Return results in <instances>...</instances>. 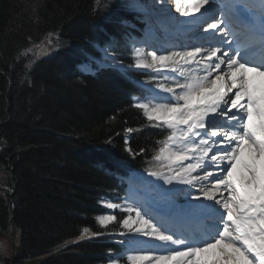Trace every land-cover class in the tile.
Here are the masks:
<instances>
[{
    "label": "snow or ice",
    "instance_id": "obj_1",
    "mask_svg": "<svg viewBox=\"0 0 264 264\" xmlns=\"http://www.w3.org/2000/svg\"><path fill=\"white\" fill-rule=\"evenodd\" d=\"M102 5L95 0L93 10ZM128 7L145 35L136 40L137 25L119 18L131 44L128 67L147 75L132 106L167 135L145 169L155 181L120 203L100 201L124 215L100 214L97 223L118 222L120 235L132 234L110 264H264V0ZM110 48L104 55L115 60ZM140 130H124L132 156L146 151L129 146L128 134ZM99 235L84 227L77 240Z\"/></svg>",
    "mask_w": 264,
    "mask_h": 264
},
{
    "label": "trees",
    "instance_id": "obj_2",
    "mask_svg": "<svg viewBox=\"0 0 264 264\" xmlns=\"http://www.w3.org/2000/svg\"><path fill=\"white\" fill-rule=\"evenodd\" d=\"M118 0L97 10L95 0H0V172L13 190L0 191V231H19L4 264H105L122 244L110 235L74 241L84 227L102 234L96 216L104 196L122 194L120 175L148 168L157 141L167 135L134 108L143 74L101 68L82 73L77 63L97 55L95 42L113 33L120 44L124 17ZM59 34L74 44L41 58L26 53ZM130 135L125 151L124 130ZM123 218L117 214V221ZM68 242L67 247H62Z\"/></svg>",
    "mask_w": 264,
    "mask_h": 264
},
{
    "label": "rangeland",
    "instance_id": "obj_3",
    "mask_svg": "<svg viewBox=\"0 0 264 264\" xmlns=\"http://www.w3.org/2000/svg\"><path fill=\"white\" fill-rule=\"evenodd\" d=\"M141 1L142 0H139L140 3H141ZM149 1H151V0H149ZM107 2H108V0H104V4H106ZM118 2H119L118 3V5H119L118 8L119 9H123V8L125 9L126 8L131 13L135 12L130 7H128V5L133 2V0H118ZM51 34H52L51 36L48 35L45 40H43L42 42H40L39 44H37V45H35L34 47L31 48L32 51H31L30 54H32V57L41 58L42 56H45V55L46 56L47 55H52L57 50H68V51L70 50L71 51L72 47H74L73 43H71V42H69L67 40H64L59 34H57V33H51ZM49 39L51 40V44L50 45L47 43V41ZM124 42L127 44L126 40H124ZM109 45H111L110 52L112 50L113 53L115 54V57L117 56L116 52H115V49H116V47H115V38H114V36H110L108 42L103 44L102 51H100L101 61L97 62V66L107 65V62L103 61V60L104 59H109V58L105 57L104 49L106 47H108ZM98 46L99 45L97 44V47ZM90 59H92V60L94 59L95 61L97 60V58H95V57L94 58L90 57ZM94 60H93V62H94ZM121 68L124 69L125 67H121ZM94 69L95 68H93V70ZM91 71H92V69H91ZM129 174H131V173H128V176H129ZM139 175H144V174H139ZM132 176L133 177H138V174L132 175ZM146 179H148V178H146ZM149 181L150 180L148 179V182ZM128 185L129 184H126L125 193H127ZM4 188L9 190V191L13 190L12 185L10 184V182H8L6 180V177L3 175V173L0 172V191L3 192ZM138 190H139V192H141L140 190H142V188L139 187ZM123 195L122 196H115L116 201L112 200L111 198H103L101 200H110L112 202L114 201L115 203H120L123 200L122 197H124L126 194L124 196ZM119 211L120 210H118V209L117 210H107L106 209L105 213L116 215V213L119 212ZM120 232L121 231H118V232H115L113 234L115 235V237L121 238V239H119V241L123 242V249H124L127 246V240L131 238L132 234H128L127 236H122V235H120ZM19 240H20L19 231H14L13 233H11L10 231H0V264H4V260L6 258H12L13 257V255L15 254L16 246L19 243ZM120 254H123V250L120 252ZM120 254H116V255L112 256L110 258V260L111 259H116L117 255H120ZM42 258H43V256H39V257H36V258H33V259L31 258V259L26 260V262H24V264H36L39 261H41ZM110 260H109V262L107 264L110 263ZM123 263L126 264V259H120V264H123Z\"/></svg>",
    "mask_w": 264,
    "mask_h": 264
},
{
    "label": "bare ground",
    "instance_id": "obj_4",
    "mask_svg": "<svg viewBox=\"0 0 264 264\" xmlns=\"http://www.w3.org/2000/svg\"><path fill=\"white\" fill-rule=\"evenodd\" d=\"M171 10H172L173 13H175V10H173V9H171ZM158 35L162 36V33H159ZM144 38H145V36L143 38H141V39H144ZM82 64H88V63H81V65ZM92 70H93V68H92ZM136 174H138V177H133L132 176V175H136ZM139 174H144L145 176L144 175H139ZM146 178H148L150 181H155L156 180V178L148 176L147 172H137V173L132 172L127 178L128 179L127 181H128V184H129L128 188H127V192H129V191L139 192V190H138L139 187L142 188V190H140V191L143 192L145 190V187H146L147 183H148V179H146ZM158 183H162V181H158ZM165 187H167V186H165ZM125 196L122 197V199H124ZM180 199H182V198L180 197ZM180 201L182 202L183 199L180 200ZM193 226H195V225H193Z\"/></svg>",
    "mask_w": 264,
    "mask_h": 264
}]
</instances>
